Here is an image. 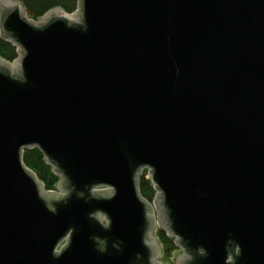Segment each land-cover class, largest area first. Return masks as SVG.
<instances>
[{"label": "water", "instance_id": "obj_1", "mask_svg": "<svg viewBox=\"0 0 264 264\" xmlns=\"http://www.w3.org/2000/svg\"><path fill=\"white\" fill-rule=\"evenodd\" d=\"M0 18L19 51L0 56V264H153L145 171L186 264H264V0ZM36 146L56 189L23 162Z\"/></svg>", "mask_w": 264, "mask_h": 264}, {"label": "trees", "instance_id": "obj_2", "mask_svg": "<svg viewBox=\"0 0 264 264\" xmlns=\"http://www.w3.org/2000/svg\"><path fill=\"white\" fill-rule=\"evenodd\" d=\"M26 7L28 16L34 20L40 19L50 9L61 7L67 12H75L79 9V0H19ZM1 19V18H0ZM0 56L13 61L19 56L18 46L13 42L7 40L1 30L0 26ZM23 162L26 166L32 169L38 177L44 182L46 189H56V185L60 180L52 165L47 163L46 155L39 147L24 148L22 154ZM140 191L145 197L152 199L155 195V190L150 177L145 171L141 175ZM167 234L161 233L162 243L165 248V256L170 258L173 252L178 248L173 238L166 236Z\"/></svg>", "mask_w": 264, "mask_h": 264}, {"label": "flooded vegetation", "instance_id": "obj_3", "mask_svg": "<svg viewBox=\"0 0 264 264\" xmlns=\"http://www.w3.org/2000/svg\"><path fill=\"white\" fill-rule=\"evenodd\" d=\"M101 187H96V190H101ZM66 194V192H63ZM144 196V195H143ZM144 198L152 205V209L148 211V214L152 218V227L150 231V239L155 238L154 241H150L154 246V259L153 264H186L187 261L191 258L190 254L184 250L183 247L178 246V248L173 252H178L175 257H173V261H170V258L165 256V248L164 244L162 243L161 233L167 234L166 236L173 238L174 242L176 243V238L169 232L168 230V215L166 213V209L162 204V196L156 197V194L152 199H149L144 196ZM103 218V215L100 216ZM157 244L160 245L161 250H158ZM177 244V243H176ZM238 251V250H237ZM230 261H234V256L230 254L229 256Z\"/></svg>", "mask_w": 264, "mask_h": 264}, {"label": "rangeland", "instance_id": "obj_4", "mask_svg": "<svg viewBox=\"0 0 264 264\" xmlns=\"http://www.w3.org/2000/svg\"><path fill=\"white\" fill-rule=\"evenodd\" d=\"M40 19H41V18H40ZM40 19H38V20H40ZM149 177H150V176H149ZM140 180H141V176H140ZM177 253H178V252H175L174 254H172V256H171V258H170V261H171V260L173 261V257H175Z\"/></svg>", "mask_w": 264, "mask_h": 264}, {"label": "built area", "instance_id": "obj_5", "mask_svg": "<svg viewBox=\"0 0 264 264\" xmlns=\"http://www.w3.org/2000/svg\"><path fill=\"white\" fill-rule=\"evenodd\" d=\"M147 175L149 176V174L147 173Z\"/></svg>", "mask_w": 264, "mask_h": 264}]
</instances>
